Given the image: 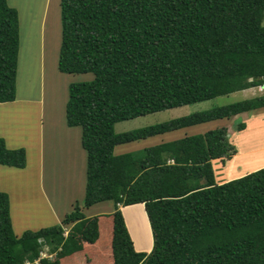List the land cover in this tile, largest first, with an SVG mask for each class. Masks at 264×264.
Returning <instances> with one entry per match:
<instances>
[{"label": "trees", "instance_id": "obj_1", "mask_svg": "<svg viewBox=\"0 0 264 264\" xmlns=\"http://www.w3.org/2000/svg\"><path fill=\"white\" fill-rule=\"evenodd\" d=\"M61 5L59 69L95 75L70 84L66 106L67 124L82 127L88 152L86 194L61 223L19 235L10 196L0 190V264H264V167L217 182L214 160L237 153L226 127L163 141L143 156L115 153L121 143L264 107L262 93L115 129L122 120L264 88V0ZM20 43L19 10L0 0V102L17 99ZM0 164L25 168L27 148L0 137ZM107 200L113 212L86 215L85 208ZM137 203L150 220L151 250L137 247L124 213Z\"/></svg>", "mask_w": 264, "mask_h": 264}, {"label": "rangeland", "instance_id": "obj_2", "mask_svg": "<svg viewBox=\"0 0 264 264\" xmlns=\"http://www.w3.org/2000/svg\"><path fill=\"white\" fill-rule=\"evenodd\" d=\"M9 2L16 5L21 13L18 98L14 106L4 105L3 109L0 106V137L8 136L10 142L17 144L22 142L23 145L20 146L26 147L27 142L24 140L26 135L29 134L31 137L36 134L35 131H41L42 140L37 146H34L35 141L29 143L31 147L26 168L0 164V190L10 196L13 227L20 235L27 229L36 230L61 223L77 203L84 202L88 152L82 145V127H70L67 124L66 106L70 96V84L91 81L95 75L93 72L67 73L59 69L63 36L61 0H9ZM30 6L37 14L42 8L44 10L46 8L47 12L42 20L44 21L42 33L40 18L33 24L31 13H28ZM262 93L264 88L261 86L239 90L122 120L115 124V129L122 132L143 127ZM28 96L37 102L27 103ZM40 96L42 100L38 99ZM241 122L246 123V127L239 130L237 126ZM221 127L227 128L229 139L236 145L237 153L227 160H214L217 182L222 183L264 167V107L231 118L211 120L146 139L121 143L115 147V153L133 152L137 156H143L146 148L163 141L205 133ZM32 139L35 140V136ZM84 211L87 216L111 213L114 211V202L102 201L85 208ZM124 213L137 247L143 250L152 249L153 232L145 204L128 205L124 207ZM103 226L104 234H107V222H104ZM43 255L52 256L47 250Z\"/></svg>", "mask_w": 264, "mask_h": 264}, {"label": "crops", "instance_id": "obj_3", "mask_svg": "<svg viewBox=\"0 0 264 264\" xmlns=\"http://www.w3.org/2000/svg\"><path fill=\"white\" fill-rule=\"evenodd\" d=\"M26 3V2H25ZM34 3V2H33ZM45 4H46V2H45ZM25 5V4H24ZM13 6H15L16 7V5H13ZM47 6V5H46ZM31 13V19H32V21H33V24L35 23L34 21L37 19V18H40V28H41V33L43 32V28H44V25L42 24L44 21H42L43 20V17L46 15V8H45V10L42 8L39 12V14H37L36 13V11L34 10V8H32V6H30V8H28V13ZM19 13H20V11H19ZM21 14V13H20ZM21 25V24H20ZM20 29H21V27H20ZM21 33V32H20ZM29 97V102H27V103H35V102H37V101H35L34 99H32V97H30V96H28ZM17 98H18V94H17ZM31 98V99H30ZM39 100L41 99L42 100V96H40V98H38ZM16 101H17V99H16ZM16 101H13L12 103H7V104H1L0 103V106H2L1 108L3 109V108H5V106L4 105H8V106H14L15 104H16ZM9 104H11V105H9ZM4 106V107H3ZM42 117V116H41ZM40 126V125H39ZM36 132V134H34V135H32L31 137H29L30 135L28 134V135H26V137L24 138V140H25V142H27V144H26V148H27V153H28V151H29V148L31 147V144H30V146H29V143H32L33 141H35L34 142V146H37V145H39L40 143H41V131H35ZM33 136H35V140L34 139H32V137ZM29 137V138H28ZM24 140H21V141H23L24 142ZM6 141H7V144L10 146V147H20V145H23L22 144V142L20 143V144H17L16 142H10V138L8 137V136H6ZM11 143V144H10ZM33 145V144H32ZM25 147V146H24ZM27 167V166H26ZM25 167V168H26ZM24 169V168H23ZM149 250H151V249H149Z\"/></svg>", "mask_w": 264, "mask_h": 264}, {"label": "bare ground", "instance_id": "obj_4", "mask_svg": "<svg viewBox=\"0 0 264 264\" xmlns=\"http://www.w3.org/2000/svg\"><path fill=\"white\" fill-rule=\"evenodd\" d=\"M59 137V136H58ZM55 138V137H54ZM60 138H61V136H60ZM49 140H50V138H49ZM52 140V139H51ZM56 140V139H55ZM57 140H58V138H57ZM56 140V141H57ZM60 141V140H59ZM52 143V142H51ZM53 144V143H52ZM55 146V145H54ZM54 149H55V147H54ZM54 151V150H53ZM56 154V153H55ZM60 154H61V152H60ZM52 156V155H51Z\"/></svg>", "mask_w": 264, "mask_h": 264}]
</instances>
